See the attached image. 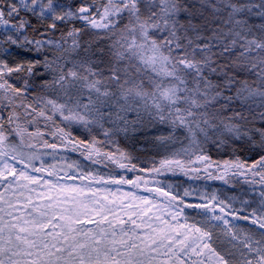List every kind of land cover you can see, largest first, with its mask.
Returning a JSON list of instances; mask_svg holds the SVG:
<instances>
[{
  "label": "snow or ice",
  "instance_id": "6c2138e0",
  "mask_svg": "<svg viewBox=\"0 0 264 264\" xmlns=\"http://www.w3.org/2000/svg\"><path fill=\"white\" fill-rule=\"evenodd\" d=\"M0 264H264V0H0Z\"/></svg>",
  "mask_w": 264,
  "mask_h": 264
},
{
  "label": "trees",
  "instance_id": "16d2710c",
  "mask_svg": "<svg viewBox=\"0 0 264 264\" xmlns=\"http://www.w3.org/2000/svg\"><path fill=\"white\" fill-rule=\"evenodd\" d=\"M164 134L166 135L167 133H164ZM120 146L121 147H128L129 150H131V145L130 144H126L123 140H121ZM180 147H181V144L179 146H177V144L175 143L174 145L169 146V148L167 150H165L164 148H155V149L154 148H149L147 150L139 149L136 152V155H138L140 157L142 166L147 168L148 165L152 166L151 161L153 159L158 162L161 158H163L164 156L169 155L172 151H176ZM210 154L212 155L213 159H222V158L226 159V158H228L227 156L218 155L215 152V150H213ZM67 157H68L69 161H71V160H79L82 163H87V162H84L82 159L78 158L76 153H68ZM47 159L49 160V162H56V161H52L50 157H48ZM93 170L95 171L96 169L93 168ZM99 171L102 174H107V175L119 176V175L123 174V175H126L128 178H131V179H135V177L137 175H140L144 179L148 180L151 185H154V186H156V185L153 183V181L156 180V179H159L165 185L172 184L173 185V190L174 191L178 190L180 192H182L184 188H187L190 185L192 187L199 188L200 190L207 189L208 191L219 190V189H221V185H222L221 181H188L187 178L184 177L183 175L173 176L171 173H168L167 174V179H165V177H163V176H156L155 173H153L151 175H149L146 172H135V173L127 172V173H125L122 170H119V169H116V168H113V167L112 168H104L103 166H100L99 167ZM227 194L232 195L234 193L229 192Z\"/></svg>",
  "mask_w": 264,
  "mask_h": 264
},
{
  "label": "rangeland",
  "instance_id": "374dc122",
  "mask_svg": "<svg viewBox=\"0 0 264 264\" xmlns=\"http://www.w3.org/2000/svg\"><path fill=\"white\" fill-rule=\"evenodd\" d=\"M74 134L77 135L79 138H84L85 135H86L82 129L77 130ZM177 135L179 136V139L177 140L176 144H177V146H179L181 144L180 141L182 140V137L179 135V133H177ZM100 138H102V136ZM76 154H77L78 158L83 160V158L80 157L78 153H76ZM112 167L115 168V166H111L110 168H112ZM150 167H152V166H150V165L147 166V168H150ZM148 186L149 187H153V188L155 187L154 185H151L150 183L148 184ZM123 190H125V191H135L139 195H149V193L144 192L143 187H141L140 189H132L130 185H124L123 186Z\"/></svg>",
  "mask_w": 264,
  "mask_h": 264
}]
</instances>
